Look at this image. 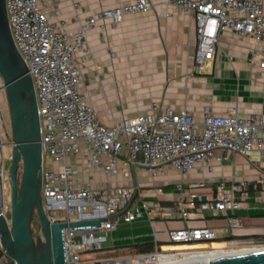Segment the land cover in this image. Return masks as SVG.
Wrapping results in <instances>:
<instances>
[{
	"label": "built area",
	"instance_id": "1",
	"mask_svg": "<svg viewBox=\"0 0 264 264\" xmlns=\"http://www.w3.org/2000/svg\"><path fill=\"white\" fill-rule=\"evenodd\" d=\"M167 2L192 16L197 42L193 59L197 67H205L214 59L218 36L230 31L252 40V61L264 69V51L258 50L264 47L261 0ZM39 3L40 0H5L13 44L27 67L36 97L42 147L39 194L42 211L50 224L99 221L98 227L63 229L65 262L173 264L199 254L215 252L223 256L263 250L264 230L250 231L237 215L251 207L264 210L263 174L255 183H218L210 198L191 195L182 190L180 184L171 193L154 188L152 198H149L140 193L136 180V197L132 200L131 170L140 168L155 176L171 168L185 175L197 164L227 161L228 155L243 157L254 151L264 154V117L240 119L236 112L215 117L205 112L201 122L197 123L187 111L165 109L157 114L153 108V113L125 118L108 127L102 125L79 93V70L74 54L77 50H85L86 36L97 23L108 20L113 25L119 24L125 16L152 11V2L135 0L102 10L81 24L72 36L62 29L64 23L52 24L42 13ZM58 15L55 12V16ZM7 146L0 140V214L9 224L10 217H6L10 202L7 204L4 193L9 181ZM123 151L126 152L124 162L121 161ZM69 158L78 161L82 169L70 165ZM96 169L106 177L120 174L128 185L93 187L88 178ZM123 211L117 220L112 219ZM144 216L153 230L150 251L94 262L96 253L114 247L112 233L117 230L118 220L128 225ZM205 216L224 221L227 239H220L213 227L195 224L196 221L203 222ZM154 221L180 222L182 225L167 229L164 241L160 242L153 228ZM75 239H79L78 243ZM212 242L223 246L163 249ZM0 264H9L1 244Z\"/></svg>",
	"mask_w": 264,
	"mask_h": 264
},
{
	"label": "crops",
	"instance_id": "2",
	"mask_svg": "<svg viewBox=\"0 0 264 264\" xmlns=\"http://www.w3.org/2000/svg\"><path fill=\"white\" fill-rule=\"evenodd\" d=\"M133 1L40 0L39 7L52 24L64 23L62 29L72 36L100 11ZM150 1V12L125 16L116 25L108 20L97 23L86 36L85 50L74 54L79 93L99 122L112 126L125 118L153 113V108L157 114L165 109L187 111L197 123L205 112L215 117L232 112L240 119L264 117V69L252 61V40L225 31L217 38L214 59L205 67H197L193 59L197 42L192 16L171 7L167 0ZM261 1L264 11V0ZM55 12L59 15L55 16ZM258 50L264 51V47ZM125 154L123 151L122 162ZM67 162L82 169L78 161L69 158ZM132 172L137 183L138 174L148 173L140 168L131 170V176ZM261 174L264 175V154L254 151L243 157L228 155L222 163L197 164L185 175L167 168L160 175H151L150 184L138 186L140 193L149 198L154 188L171 193L178 184L191 195L210 198L218 183H255ZM88 179L97 188L128 185L120 174L106 177L98 169ZM237 215L250 231L264 230L263 209L251 207ZM195 224L215 228L220 239L226 235L222 219L205 216L203 222ZM147 227L151 228L145 216L128 225L118 220L117 230L112 233L113 246L126 245L122 250L128 251L132 246L150 243L153 230L149 237L144 232Z\"/></svg>",
	"mask_w": 264,
	"mask_h": 264
},
{
	"label": "water",
	"instance_id": "3",
	"mask_svg": "<svg viewBox=\"0 0 264 264\" xmlns=\"http://www.w3.org/2000/svg\"><path fill=\"white\" fill-rule=\"evenodd\" d=\"M0 80L9 114L12 148L8 169L10 221L7 224L0 214L1 247L13 264H70L64 259L63 229L98 227L99 221L50 224L43 214L39 197L42 182L41 130L36 97L27 67L13 44L5 0H0ZM132 178L133 200L136 197L133 172ZM123 213L112 219L117 220ZM34 217L39 227V235L35 237L32 231ZM209 264H264V251L215 258Z\"/></svg>",
	"mask_w": 264,
	"mask_h": 264
},
{
	"label": "rangeland",
	"instance_id": "4",
	"mask_svg": "<svg viewBox=\"0 0 264 264\" xmlns=\"http://www.w3.org/2000/svg\"><path fill=\"white\" fill-rule=\"evenodd\" d=\"M2 81L0 83V140L4 143L7 144V148H6V159L8 160L11 156V131H10V124H9V114L7 112V104H6V98L4 97V92L2 90ZM118 111L121 112V108L119 106L116 107ZM9 163H6V168L7 170L9 169ZM137 177L138 179V183L139 184H150L151 180L153 177H151L150 173H147L145 176L138 174ZM172 178H174L173 176H171ZM171 178V179H172ZM9 186H10V182H7V186L6 189L4 191L5 193V198L7 201V204H9L10 202V198H9ZM148 192L151 193V190H148ZM138 200V199H137ZM137 201H135L136 204ZM10 216L8 215L6 218L8 219ZM34 221L32 222V231H33V236H38L39 235V227H38V223L35 220V217L33 218ZM10 220V219H9ZM174 222H167V224L165 225L163 221L161 222H153V228H155V231L158 234V237L160 239V242L164 241V232L167 229H177L178 227H176L174 225ZM262 224H264V221H262ZM252 226H254V223L252 224ZM147 231L148 236H149V232H151V228L147 227L145 228L144 232ZM151 235V234H150ZM150 237V236H149ZM222 239H227L226 236L222 237ZM79 239H75V242L78 243ZM151 241V240H150ZM124 247H127L126 245H118L115 244L114 247L112 249L108 248L105 249L104 253L100 252V253H96L93 257L94 262H99L101 260L104 259H112V258H116V257H129V255H132L134 253L129 252L128 251H124L122 250ZM209 248V247H208ZM126 249V248H124ZM190 249V248H189ZM12 261L9 259V263H11ZM13 263V262H12Z\"/></svg>",
	"mask_w": 264,
	"mask_h": 264
},
{
	"label": "bare ground",
	"instance_id": "5",
	"mask_svg": "<svg viewBox=\"0 0 264 264\" xmlns=\"http://www.w3.org/2000/svg\"><path fill=\"white\" fill-rule=\"evenodd\" d=\"M223 245L219 243L212 242L210 244H195V246H172V247H164L163 249L165 250H179V249H196V248H201V249H212V248H220ZM209 247V248H208ZM263 250H246L245 252H240V253H232L229 255H218L217 253H206V254H199L194 257H189L186 259H181L179 262H173V264H209L213 259L215 258H220V257H229V256H238V255H246V254H252V253H260L263 252ZM161 264H164L163 262ZM169 264V263H168Z\"/></svg>",
	"mask_w": 264,
	"mask_h": 264
},
{
	"label": "trees",
	"instance_id": "6",
	"mask_svg": "<svg viewBox=\"0 0 264 264\" xmlns=\"http://www.w3.org/2000/svg\"><path fill=\"white\" fill-rule=\"evenodd\" d=\"M36 222L38 223L36 217H35ZM34 221V219H33ZM152 249V245H150V243H145L142 245H135L132 246L131 248H129L128 253L132 252L134 254H140V253H145L146 251H150ZM9 264H13L12 262Z\"/></svg>",
	"mask_w": 264,
	"mask_h": 264
}]
</instances>
